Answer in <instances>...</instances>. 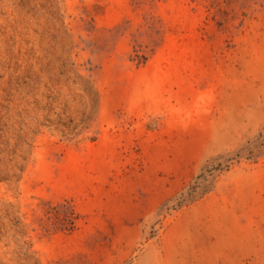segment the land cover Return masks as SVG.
Wrapping results in <instances>:
<instances>
[{"label":"rangeland","instance_id":"rangeland-1","mask_svg":"<svg viewBox=\"0 0 264 264\" xmlns=\"http://www.w3.org/2000/svg\"><path fill=\"white\" fill-rule=\"evenodd\" d=\"M0 264H264V0H0Z\"/></svg>","mask_w":264,"mask_h":264}]
</instances>
